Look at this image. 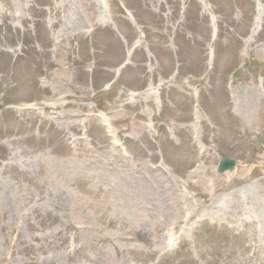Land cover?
<instances>
[{"label":"rangeland","instance_id":"rangeland-1","mask_svg":"<svg viewBox=\"0 0 264 264\" xmlns=\"http://www.w3.org/2000/svg\"><path fill=\"white\" fill-rule=\"evenodd\" d=\"M0 102V264H264V0H0Z\"/></svg>","mask_w":264,"mask_h":264},{"label":"water","instance_id":"water-1","mask_svg":"<svg viewBox=\"0 0 264 264\" xmlns=\"http://www.w3.org/2000/svg\"><path fill=\"white\" fill-rule=\"evenodd\" d=\"M253 65L258 66V64L253 63ZM2 104L0 103V110L2 109ZM235 166V161L231 158H221L219 160V165L217 171L223 173L226 170H231Z\"/></svg>","mask_w":264,"mask_h":264},{"label":"bare ground","instance_id":"bare-ground-1","mask_svg":"<svg viewBox=\"0 0 264 264\" xmlns=\"http://www.w3.org/2000/svg\"><path fill=\"white\" fill-rule=\"evenodd\" d=\"M212 58H214V55H212ZM246 181H247V180L244 179L242 182H246ZM232 194H233V195H236V194H237V191H233ZM238 195H239V194H238ZM238 195H237V196H238Z\"/></svg>","mask_w":264,"mask_h":264}]
</instances>
